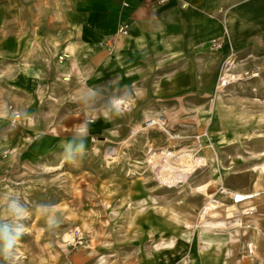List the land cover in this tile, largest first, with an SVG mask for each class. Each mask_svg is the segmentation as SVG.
<instances>
[{
    "label": "rangeland",
    "instance_id": "1",
    "mask_svg": "<svg viewBox=\"0 0 264 264\" xmlns=\"http://www.w3.org/2000/svg\"><path fill=\"white\" fill-rule=\"evenodd\" d=\"M22 8L5 21L0 0V49L11 33L30 49L0 53L2 202L19 196L29 208L14 264H261L264 246L239 227L235 205L201 211L220 184L246 191L259 175L249 169L264 161V49L67 70L56 42L36 38L39 6ZM224 73L237 80L216 88ZM84 123L74 166L63 144ZM49 215L61 221L54 230Z\"/></svg>",
    "mask_w": 264,
    "mask_h": 264
},
{
    "label": "crops",
    "instance_id": "2",
    "mask_svg": "<svg viewBox=\"0 0 264 264\" xmlns=\"http://www.w3.org/2000/svg\"><path fill=\"white\" fill-rule=\"evenodd\" d=\"M4 5L5 21L21 20L22 6H39L36 20L45 31L36 38L56 42L48 47L67 70L94 69L114 58L129 64V59L153 60L156 54L177 53L182 59L203 49H264V0H4ZM6 36L0 49L4 61L30 50L24 39L19 47V36ZM218 39L221 46L213 47ZM31 50L35 55L42 52ZM258 168L259 175L246 191H264V161L249 170ZM3 195L1 190L0 220H8Z\"/></svg>",
    "mask_w": 264,
    "mask_h": 264
},
{
    "label": "clouds",
    "instance_id": "3",
    "mask_svg": "<svg viewBox=\"0 0 264 264\" xmlns=\"http://www.w3.org/2000/svg\"><path fill=\"white\" fill-rule=\"evenodd\" d=\"M94 94L90 90L87 100ZM89 133L88 123L78 126L70 140L64 142L61 158L64 162L77 165L78 159L83 158L86 152V139ZM8 220H0V264H14L18 243L27 232L25 220L29 217V208L19 196L6 197ZM61 221L55 215H49L46 221L49 230H54Z\"/></svg>",
    "mask_w": 264,
    "mask_h": 264
},
{
    "label": "built area",
    "instance_id": "4",
    "mask_svg": "<svg viewBox=\"0 0 264 264\" xmlns=\"http://www.w3.org/2000/svg\"><path fill=\"white\" fill-rule=\"evenodd\" d=\"M126 33V30H123ZM213 47H220V43L214 41L212 43ZM235 74L224 73L218 77L216 88H225L233 84L237 79H235ZM153 122L147 123V125H152ZM200 144V143H199ZM236 192V191H235ZM234 189L228 188L223 184H220L216 191L211 194L208 198L206 204L202 207L201 214H207L211 207L209 205L214 203L217 208L226 207L227 203H232L235 205V216L241 219L240 228L247 231L250 236L257 237L264 246V191L262 190H251V191H239L235 193ZM218 195V196H217ZM227 202H224L226 201ZM247 243L248 252L251 253V247ZM256 248L254 245L253 249ZM264 264V249H262V261Z\"/></svg>",
    "mask_w": 264,
    "mask_h": 264
},
{
    "label": "bare ground",
    "instance_id": "5",
    "mask_svg": "<svg viewBox=\"0 0 264 264\" xmlns=\"http://www.w3.org/2000/svg\"><path fill=\"white\" fill-rule=\"evenodd\" d=\"M260 155H262V156H264V151H262V152H260ZM187 156H188V153H187ZM183 163V162H182ZM186 165V164H185ZM183 166V165H182ZM185 167V166H184ZM188 171V170H187ZM186 172V171H185ZM236 191V192H235ZM234 192L235 193H238L239 192V190H234ZM230 204H232V203H230ZM234 205V204H233ZM215 208H217V206L215 207ZM209 214L211 215V216H214V214H217V212L215 211V210H210L209 211ZM237 217V216H236ZM204 223H208L207 221H206V219L203 221ZM203 232H206L204 229H202L201 230V233H203ZM249 245H250V247H251V252L253 251V247H252V243H249Z\"/></svg>",
    "mask_w": 264,
    "mask_h": 264
}]
</instances>
